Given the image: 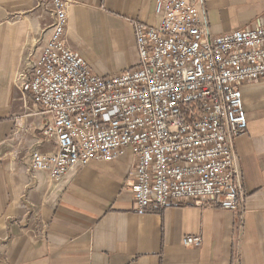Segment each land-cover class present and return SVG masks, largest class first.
Returning a JSON list of instances; mask_svg holds the SVG:
<instances>
[{
	"label": "crops",
	"instance_id": "obj_1",
	"mask_svg": "<svg viewBox=\"0 0 264 264\" xmlns=\"http://www.w3.org/2000/svg\"><path fill=\"white\" fill-rule=\"evenodd\" d=\"M65 40L100 75L136 66L134 20L159 21L155 0H69ZM211 34L255 28L264 0H194ZM48 0H0V264H264V80L241 84L247 128L234 140L241 220L211 205L173 203L138 215L126 150L74 165L59 182L31 169L40 115L19 90ZM186 235L201 238L184 246Z\"/></svg>",
	"mask_w": 264,
	"mask_h": 264
},
{
	"label": "built area",
	"instance_id": "obj_2",
	"mask_svg": "<svg viewBox=\"0 0 264 264\" xmlns=\"http://www.w3.org/2000/svg\"><path fill=\"white\" fill-rule=\"evenodd\" d=\"M48 3L52 23L19 90L39 109L42 143L55 149L31 150V169L59 182L74 165L128 149L138 215L194 203L241 220L234 140L247 128L241 84L264 80V16L255 28L215 35L194 0H155L156 25L134 20L138 64L100 75L66 43L70 1ZM182 243L198 247L201 238Z\"/></svg>",
	"mask_w": 264,
	"mask_h": 264
}]
</instances>
